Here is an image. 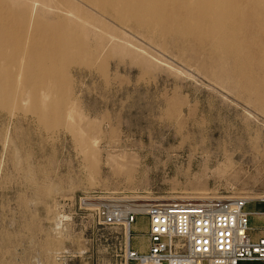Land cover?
I'll return each instance as SVG.
<instances>
[{
  "label": "rangeland",
  "instance_id": "rangeland-1",
  "mask_svg": "<svg viewBox=\"0 0 264 264\" xmlns=\"http://www.w3.org/2000/svg\"><path fill=\"white\" fill-rule=\"evenodd\" d=\"M67 2L86 39L72 48L81 59L57 68L60 117L44 122L26 101L28 88L3 82L0 264H123L127 232L101 225L87 210L90 198H259L264 57L231 46L213 62L207 31L195 33L198 43L167 25L141 30L85 1ZM136 226L141 245L143 216Z\"/></svg>",
  "mask_w": 264,
  "mask_h": 264
},
{
  "label": "bare ground",
  "instance_id": "bare-ground-1",
  "mask_svg": "<svg viewBox=\"0 0 264 264\" xmlns=\"http://www.w3.org/2000/svg\"><path fill=\"white\" fill-rule=\"evenodd\" d=\"M79 1L104 11L122 24L133 23L141 30L150 25L163 24L167 25L169 33L172 31L189 40L194 38L197 42L203 39L195 38V33L207 31L206 35H210L208 38L213 43L214 55L210 57L213 62H223L229 57L231 46L247 45L248 48L250 45L254 47L256 57H264V0ZM69 5L67 0L42 6L39 0H0V103L9 97V86L3 82L12 78L16 86L29 89L26 101L44 122L50 123L52 118L60 117L62 106H56V87L52 85L60 82L57 68L79 58L75 57L72 48H80L86 39L80 36L85 30L79 21L81 17ZM43 14L47 19L41 18ZM19 28H25L23 34ZM20 48L28 51L20 52ZM245 49L239 50L244 52ZM89 52L90 49H86L85 54L89 55ZM245 56L248 58V55ZM5 58L11 63L4 66L2 61ZM24 60H31L26 69L22 68ZM43 88L45 91L39 93V89ZM205 199L209 198L134 199L133 202H200ZM144 206L134 205L138 212H143ZM126 232L128 238L127 229Z\"/></svg>",
  "mask_w": 264,
  "mask_h": 264
},
{
  "label": "built area",
  "instance_id": "built-area-1",
  "mask_svg": "<svg viewBox=\"0 0 264 264\" xmlns=\"http://www.w3.org/2000/svg\"><path fill=\"white\" fill-rule=\"evenodd\" d=\"M87 210L106 227L127 229L123 264H264V192L256 199L244 196L209 198L200 202H136L125 198L87 200ZM261 206L251 211L247 206ZM147 223L145 252L131 247L132 227L138 217ZM251 218H260L261 235L253 238Z\"/></svg>",
  "mask_w": 264,
  "mask_h": 264
},
{
  "label": "crops",
  "instance_id": "crops-1",
  "mask_svg": "<svg viewBox=\"0 0 264 264\" xmlns=\"http://www.w3.org/2000/svg\"><path fill=\"white\" fill-rule=\"evenodd\" d=\"M261 223L262 222H261V219L260 218H252L251 219V225L254 228H256V227L260 228L261 227ZM134 228H138L136 226V224L133 225L132 230ZM260 235H261V233H259V232L258 233H253V238H257ZM142 242L143 243H146V238L145 239L142 238ZM143 243L140 245L139 241H137V236L135 234H133V238L131 239V247L133 249H135V250H137L139 252H145V249H144L145 248V244L143 246ZM246 264H259V263H246Z\"/></svg>",
  "mask_w": 264,
  "mask_h": 264
}]
</instances>
